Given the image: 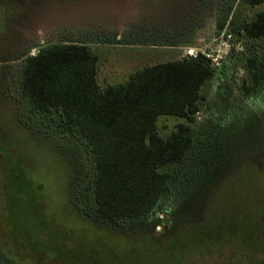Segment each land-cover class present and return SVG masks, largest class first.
Wrapping results in <instances>:
<instances>
[{"label": "rangeland", "instance_id": "1", "mask_svg": "<svg viewBox=\"0 0 264 264\" xmlns=\"http://www.w3.org/2000/svg\"><path fill=\"white\" fill-rule=\"evenodd\" d=\"M262 9L247 0H0V264H264V85L242 91L249 58L264 60V38L243 25ZM27 27L86 42L102 89L150 64L210 59L191 153L164 168L172 178L142 228L85 214L95 206L93 157L20 94L15 51ZM180 122L162 115L158 132Z\"/></svg>", "mask_w": 264, "mask_h": 264}, {"label": "trees", "instance_id": "2", "mask_svg": "<svg viewBox=\"0 0 264 264\" xmlns=\"http://www.w3.org/2000/svg\"><path fill=\"white\" fill-rule=\"evenodd\" d=\"M243 29L251 38H264V9ZM97 61V54L85 42L43 47L23 62L20 94L33 110L55 124L54 132L77 139L93 157L95 206L85 214L106 221L124 219L142 228L172 178L164 168L191 153L194 133L190 124L200 110L202 87L213 77L214 68L199 52L144 66L124 83L102 89ZM258 61L257 55L248 60L250 81L242 83L246 96L264 85V60ZM162 115L187 122L178 123L164 137L157 126Z\"/></svg>", "mask_w": 264, "mask_h": 264}, {"label": "flooded vegetation", "instance_id": "3", "mask_svg": "<svg viewBox=\"0 0 264 264\" xmlns=\"http://www.w3.org/2000/svg\"><path fill=\"white\" fill-rule=\"evenodd\" d=\"M30 27H27V29H25L27 32L24 34L25 36L23 37V40L19 44V48L17 49V51H15L17 53L16 54L17 59L23 60V62L28 56H33L37 54L39 50L43 47L50 46L53 44H68V43H73V42H83V41H75V40L65 41V40H62V38L61 39L60 38L51 39L49 37L36 35V33H33V34L31 33L29 36L28 32L30 30ZM34 49H37V50L34 51Z\"/></svg>", "mask_w": 264, "mask_h": 264}, {"label": "built area", "instance_id": "4", "mask_svg": "<svg viewBox=\"0 0 264 264\" xmlns=\"http://www.w3.org/2000/svg\"><path fill=\"white\" fill-rule=\"evenodd\" d=\"M196 54V53H195ZM195 54H189V55H195Z\"/></svg>", "mask_w": 264, "mask_h": 264}]
</instances>
